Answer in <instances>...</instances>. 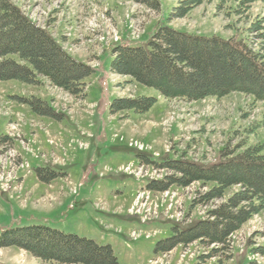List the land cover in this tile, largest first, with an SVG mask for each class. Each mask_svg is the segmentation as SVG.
Here are the masks:
<instances>
[{"label":"rangeland","instance_id":"rangeland-1","mask_svg":"<svg viewBox=\"0 0 264 264\" xmlns=\"http://www.w3.org/2000/svg\"><path fill=\"white\" fill-rule=\"evenodd\" d=\"M11 1L73 59L95 71L86 79L82 99L44 78L38 86L0 81V233L45 226L109 245L119 264H196L206 257L216 245L204 248L195 242L158 255L154 247L171 236L172 226L191 227L239 186L207 205L193 202L212 184L148 192L149 180H162L169 172L137 157L212 164L226 146L261 145L264 152V103L235 92L194 102L163 98L129 77L111 74L110 51L117 42L146 47L166 26L198 36L237 35L264 58L262 31L249 30L264 15V3L257 0L244 9L236 0H201L182 17L170 18L184 0H159L158 13L132 0ZM141 95L157 100L148 112L110 115L114 99ZM15 97L39 98L62 119L37 116ZM47 168L62 177L41 182L36 170ZM216 255L223 264H264V209L231 235L224 254ZM214 260L204 259V264ZM0 264L55 263L5 247L0 248Z\"/></svg>","mask_w":264,"mask_h":264},{"label":"trees","instance_id":"trees-1","mask_svg":"<svg viewBox=\"0 0 264 264\" xmlns=\"http://www.w3.org/2000/svg\"><path fill=\"white\" fill-rule=\"evenodd\" d=\"M132 1L150 11L160 12L159 0ZM200 1H181L170 13V18L182 17ZM236 1L245 9L246 5L257 0ZM261 1L264 3V0ZM249 30L262 31L259 35L264 39V15L254 21ZM110 52L111 74L129 77L169 100L194 102L206 97L220 99L235 92L264 103V58L237 35L229 39L206 37L161 26L146 47L115 45ZM93 73L91 66L73 59L48 31L27 17L11 0H0V81L38 86L39 79L44 78L52 86L82 99L86 96V79ZM15 99L37 116L58 121L62 119L39 98ZM156 102L155 98L143 95L133 100L114 99L109 105V113H146ZM243 146L240 144L232 149L226 146L219 159L212 164L196 163L186 158L174 160L168 156L162 157L160 162H151L147 154L137 157L144 164L169 172L162 180H150L145 187L149 192H164L171 186L186 188L195 182L203 186L212 184L193 202L207 205L222 199L230 187L240 188L191 227L172 226L171 236L155 244V255L166 254L179 245L198 242L204 248L213 245L217 248L206 257L201 256L196 264H204L207 258L216 259L210 264L224 263L216 253L224 254L229 249L231 235L253 214L264 209L263 147ZM36 175L43 183L62 177L48 168L37 169ZM5 247H16L44 262L55 264H119L109 245H98L92 240L45 226L3 230L0 233V248ZM250 264L259 263L253 261Z\"/></svg>","mask_w":264,"mask_h":264}]
</instances>
